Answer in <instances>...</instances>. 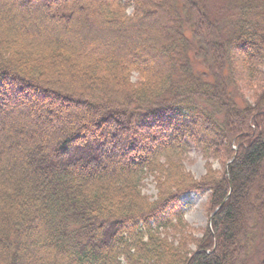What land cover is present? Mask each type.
I'll return each instance as SVG.
<instances>
[{
    "label": "trees",
    "instance_id": "trees-1",
    "mask_svg": "<svg viewBox=\"0 0 264 264\" xmlns=\"http://www.w3.org/2000/svg\"><path fill=\"white\" fill-rule=\"evenodd\" d=\"M13 2L147 30L89 58L0 8V129L26 125L18 148L0 133V264H264V0ZM189 192L206 195L204 228Z\"/></svg>",
    "mask_w": 264,
    "mask_h": 264
},
{
    "label": "rangeland",
    "instance_id": "rangeland-1",
    "mask_svg": "<svg viewBox=\"0 0 264 264\" xmlns=\"http://www.w3.org/2000/svg\"><path fill=\"white\" fill-rule=\"evenodd\" d=\"M91 5L93 6V3ZM0 8L2 10H10V13L4 16L3 19L10 21L9 23L11 24L15 21L13 26L15 30L24 31L29 35L46 40L61 41V43L76 50L81 56H88L89 58L92 56L108 57L115 56L122 49L132 50L138 46L144 47V43H137L131 40V33L147 30V28L131 26L129 29L118 31L114 27L106 26L101 21L91 17L86 8H77L68 20H60L57 15L53 18L42 16L38 9L28 12L24 6H18L13 0H0ZM128 11L130 12L131 9ZM44 12H47V10ZM24 22H31L32 25ZM149 63L155 68V59L149 60ZM135 79L136 75L133 74L132 80L135 81ZM27 103L31 104L30 101ZM21 106L13 110L14 116H20ZM39 120V117L36 118V122L39 123ZM24 128H26V125L20 120H16L0 129V133H3L5 138L8 139L9 147L14 149L19 147L22 139L19 138L17 140L13 135L20 133ZM205 161L206 159L200 150L196 147H191L186 153L183 164L195 177H199L205 172ZM209 161L213 163L214 168L221 169V164L217 160L210 158ZM142 192L151 197L155 196L156 189L151 176H147L143 180ZM180 200L186 221L195 228H204L208 223L210 212L206 202V195L189 192L182 195ZM260 256L264 257V249L261 250Z\"/></svg>",
    "mask_w": 264,
    "mask_h": 264
}]
</instances>
